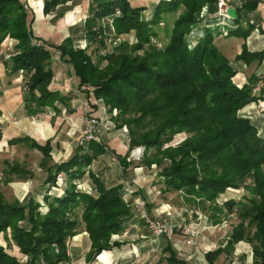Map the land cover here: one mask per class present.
<instances>
[{
	"label": "trees",
	"instance_id": "16d2710c",
	"mask_svg": "<svg viewBox=\"0 0 264 264\" xmlns=\"http://www.w3.org/2000/svg\"><path fill=\"white\" fill-rule=\"evenodd\" d=\"M65 1H46L44 12L49 13ZM218 1H159L152 17L143 20V10L132 7L127 0H91V16L85 21L87 48L96 46L97 52L103 51L105 38L111 32L116 36L133 34L136 40L130 47L124 40L93 62L87 48L74 49L69 40L58 47L38 44L31 35L27 12L20 0H0V45L6 38L17 42L16 53L6 66L10 72L23 73V97L29 117L57 102H66L58 92L49 90L53 79L49 66L53 52L57 51L61 62L72 67L78 86H84L85 92H91L95 101L103 102L109 112L119 111L115 127L126 125L129 129V150L136 146L146 149L141 166L160 165L161 161H148L150 149L155 150L152 157L161 156L170 163L157 175L163 178L159 181L164 192L180 193L186 203L200 210H212L216 218L219 196L228 189H243L246 195L241 201L223 204L230 214L236 209L238 225L226 245L207 252L205 259L213 264L222 254L229 258L235 244L242 241L252 245L251 264H264V137L258 135L250 120L239 115L244 107L261 99L264 87L258 95L253 94L259 81L255 74L241 88L234 84L236 71L214 44L215 36L221 35V27H216L214 34L213 27H209L211 19L199 17L204 7L208 14H215ZM240 1H244L243 5L236 9V19L232 21L236 28H229L226 37L244 40L253 26L240 25V12L254 10L260 0ZM181 9L166 45L156 49L151 40L158 37L159 24L165 16ZM117 11L119 15H115ZM108 17L112 18L111 31L102 24ZM140 50H144L142 57L131 54ZM263 59L264 52L252 54L242 47L236 60L250 65L260 64ZM182 133L187 135L183 142L163 149ZM32 148L43 154L40 166L49 171L47 184L53 185L58 173L66 174L62 194H45V204L29 203L25 207L18 201H6L0 193V235L16 245L27 258L25 264L66 263L68 242L80 227L90 241L87 262L117 247L111 237L121 231L122 219L131 213L122 198L121 186L107 188L92 173L89 177L96 196L79 191L74 184L98 156L105 154V148L98 142H89L88 154H75L65 163L49 167V142L42 146L33 144ZM127 164L124 159L122 166L126 168ZM8 168L18 176L26 174L17 165ZM25 221L28 229L20 225ZM8 231L10 238L6 237ZM165 252V264H186L169 245ZM0 264L21 263L0 245Z\"/></svg>",
	"mask_w": 264,
	"mask_h": 264
},
{
	"label": "crops",
	"instance_id": "0c3cea01",
	"mask_svg": "<svg viewBox=\"0 0 264 264\" xmlns=\"http://www.w3.org/2000/svg\"><path fill=\"white\" fill-rule=\"evenodd\" d=\"M46 1L48 0H20L27 12L32 37L47 48L58 47L64 41L69 40L74 49L84 50L87 47L85 21L91 16V0H66L58 4L49 13L44 12ZM101 1L109 0H96V3ZM127 1L132 7L143 10L141 12L143 20H149L159 1L167 0ZM223 1L235 9H240L244 2L240 0ZM240 17L241 26L244 28L253 26L249 36L244 40L223 35L215 36L214 44L236 71L233 82L237 87L241 88L247 83L249 77L255 74L262 81L263 88L264 59L260 64L252 62L250 65L236 59L240 55L242 47H245L247 52L252 54L264 52V3L260 0L254 10H241ZM102 24L110 31L112 30V18L103 19ZM16 43L15 40L6 38L0 45V182L3 180V184L0 183L2 186L0 193L6 201L10 200L8 202L18 201L25 207L29 206V203L41 206L45 204L44 196L49 186L46 183L49 171L41 168L43 154L40 150L32 148V145L42 146L49 142L51 162L48 167L65 163L75 154L78 156L88 154L90 151L89 142L82 145L80 143V131L84 118L82 106L87 105L86 102L90 101V97L93 98V95L91 92H84L79 100L74 98L70 88L79 85L78 78L74 76L69 64L61 61L55 63L52 57L49 67L53 73V79L49 90L58 92L66 98V102H57L54 107H47L36 116L29 117L23 97V73L21 71L10 72L6 66L10 57L16 53ZM90 50H92V46L88 47V54ZM93 100L95 101L94 98ZM93 112L95 120L96 118L102 121L105 119L100 107L94 108ZM239 115L250 120L256 127L258 135L264 137V93L260 100L244 107ZM98 123L97 121V130L100 131L97 136H100L99 138L103 141L104 139L107 140L105 143L100 142V139L98 141L105 148V154L98 156L84 170V176L76 180L74 184L77 182L86 183L92 190L91 195L96 196L95 186L89 177L92 173L107 188L121 186L122 198L130 207L131 213L122 219L121 231L111 237V242L118 244V246L103 251L90 262L86 261V256L90 251V241L83 227H80L68 242V261L63 264H138L139 262H141L139 264H155V259L159 255H162L165 264L164 259L168 257L165 249L168 245L175 251L177 258L186 264H209L205 259V254L212 252V250L202 251L200 254L197 251L193 252L194 248H192V252L187 254V249L190 247L185 244L184 238L179 233V235H173L171 240L151 236L141 214L137 213L134 208V200L141 198L145 202L148 217L157 218L161 216L172 222L170 211H173V208L168 204L170 208L168 207L169 212L166 213L161 209L164 204L159 203L161 201L159 196L164 186L158 181L159 179H156L158 173L156 175L154 171L143 166H139L141 169L144 168L142 173L139 170L132 171V163L128 161L129 144H121L115 138L116 133L113 130L102 129L103 124ZM106 124L109 123L106 122ZM17 140L21 141L14 142ZM114 159L117 163L112 165L109 160L113 161ZM124 159L128 163L126 168L122 166ZM11 165H17L20 168L19 171L26 174L20 173L18 176L10 172L8 167ZM113 166L119 167L116 178L114 177ZM244 192L243 189H228L219 196L217 203L222 202L220 203L222 205L230 200L237 202L245 195ZM20 225L25 229L29 228L27 221ZM209 238L207 237L206 241H209ZM241 244L242 250H236V252L246 254L249 262L251 259L249 255L251 253L250 246L243 242ZM199 248L204 250L208 246L199 243ZM217 259L213 264H220L221 259L218 261Z\"/></svg>",
	"mask_w": 264,
	"mask_h": 264
},
{
	"label": "rangeland",
	"instance_id": "374dc122",
	"mask_svg": "<svg viewBox=\"0 0 264 264\" xmlns=\"http://www.w3.org/2000/svg\"><path fill=\"white\" fill-rule=\"evenodd\" d=\"M204 8H202L200 10L199 17H201L202 10ZM228 8H231V7L228 6ZM182 11L183 10L181 9L180 11H177L174 15H168L167 17L165 16L166 17V18L164 17L165 20L159 24L158 30H157L158 37L153 38L151 40L152 45L154 47H156V49L161 50L164 48V46L166 45V43L168 41V35L170 34V31L172 30L173 22L175 19H177L179 16H181ZM213 15L214 14L206 15L207 20H210L213 17ZM199 17H197V18H199ZM212 24H213L212 30H214L213 32L215 34L216 33V26L218 25V22L214 21V22H212ZM197 29L199 30V28H197ZM112 30H113V28H112ZM111 33L105 38V41H104V45H105L106 49H104L103 51L97 52L96 46H92V50L89 51L90 52L89 55H91V56H89V57L91 58V60L93 62H97L98 59L103 54H106V52L107 53L111 52L116 46L121 44L124 40L128 41L129 47L136 42L133 34H131L129 36H116L113 33L112 34ZM192 40H194V39H192ZM86 48H84V49L86 50ZM130 53L131 52L129 51L126 54H130ZM131 54H133V56L142 57L144 55V50H140V51L134 52V53L132 52ZM54 62L59 63L58 61H55V60H54ZM103 64L105 65V63H103ZM90 98H91L90 101L86 102V104L88 105L89 108H88L87 112L83 111L84 116L85 117H93V114H94L93 109L94 108L97 109L98 107H100L102 112H103V115L105 116V119L102 121L101 119L96 118V120L99 122L98 124H100V125L103 124L102 129L106 130V128H108L110 130H113L116 133L115 138H117L121 144H124V143L129 144V132H128L129 129H127L126 125H123L120 128L115 127L116 123L114 120L117 118L119 111L116 109H112V111L109 112V110L106 108V106L103 104V102L94 101L92 97H90ZM103 109L105 110V112ZM106 122H108L109 124H106ZM105 124L108 126H106ZM99 137L100 136H98V141L100 139V142L101 141L103 143H105V141L107 142V140L104 139V141H103ZM186 137H187V135L184 133L177 134L176 136H174V138L171 142H169L163 146V149H167L170 147H172V148L176 147L181 142H183ZM107 147H109V146H107ZM145 151H146V149L144 146H136V147H133V149L129 150L128 161H131V163H132L131 164V167H133L132 171L139 170V171H141L140 173L143 172L142 170L145 167L142 169L139 168V166H141V164H139V163H140V161H142ZM147 153L149 155V157L147 158V159H149L148 161H151V162L161 161L160 165L157 166L154 163V164H151L149 167L150 171H154L156 173V175H157V173L159 174L162 171L163 167L168 166L170 164L168 161H165L163 158H161V156L152 157L155 154L154 149H150ZM194 157H196V156L194 155L193 158ZM109 162H111L112 165H114V163H117L115 161V159L113 161L109 160ZM112 169H113L114 177L116 178L118 176L117 170H119V167L113 166ZM0 171H1V167H0ZM156 179L158 180L159 177L156 176ZM159 180L163 181V178L161 177V179H159ZM114 181H115V179H114ZM114 181H112V183H115ZM0 183L3 184V180H1ZM0 190H2V186H0ZM244 193L246 195V192H244ZM46 195H47V193H46ZM9 199H11V197H9ZM159 199L161 200L159 203L164 204L161 206V209L162 210L164 209L166 211V213L169 212L168 211L169 205L173 208V211H170V214L172 216V224H175L176 222L177 223L183 222V223L189 225L191 228L194 229L196 234L192 238L187 237L186 235H184L181 232H175L174 233V235L180 234L184 238L185 244L188 247H190V249H187V254L192 252V248H194L193 252L197 251L200 254L202 253V251H206V250L207 251H211V250L213 251V250H216V248L218 249L219 247L223 248L226 245V242L228 241V238L230 237V234L233 231V228L236 225H238V223H239V215L235 213L236 209H234L233 213L230 214L227 212L224 205L220 204L222 202L217 203L220 208L217 210L218 212H216V215L218 214V216L216 217V218H218L217 222H216L215 221L216 218L213 217V215L215 214L214 211L209 210V209L208 210H202V209L200 210V209L193 207V205L186 203L182 199V196L180 193H176V192L168 193V192H164V189H162L160 196H159ZM8 201H10V200H8ZM239 201H241V199ZM145 211H146V207H145ZM174 221H176V222H174ZM213 221H214L215 225L213 224ZM23 226H25V225H23ZM207 232H209V233H207ZM205 233H207V234H205ZM6 237L10 238V232L9 231L7 232ZM207 237H210L209 241H206ZM241 242H238L237 244H235L234 251L231 254L229 259H227V258L225 259L226 255L222 254L219 256L220 258H218L217 261L221 259L220 264H251L252 259H253V257H252L253 256L252 245L248 244L246 242H243L244 244H248L250 246V249H251V253H249L251 259L248 262L246 254H243L241 252L240 253L236 252V250H238V251L242 250V248H241L242 244L240 245ZM199 243L200 244H206L208 246V248H205L204 250H200ZM0 245L6 249L8 254L15 257L18 262H20L21 264H25L27 258L19 252V249L16 247V245L14 243H12L11 241L8 242L6 240V238H4L3 235H0ZM177 253H178V251H177ZM192 254L194 255V253H192ZM155 262H156L155 264H164L162 255L157 256L155 259ZM139 263H141V262H139Z\"/></svg>",
	"mask_w": 264,
	"mask_h": 264
},
{
	"label": "built area",
	"instance_id": "2783aa9c",
	"mask_svg": "<svg viewBox=\"0 0 264 264\" xmlns=\"http://www.w3.org/2000/svg\"><path fill=\"white\" fill-rule=\"evenodd\" d=\"M264 3V0H261ZM217 12L213 15L211 18V22L217 21L218 25L216 27H221V35L227 36L228 29H235L236 27L231 24L232 21L230 20H224L219 18V14H225L226 9L228 8L227 4L223 0H219L217 5ZM115 15H119V12L117 11ZM208 15L207 8H204L202 10L201 18L206 17ZM213 24H210L209 27H212ZM39 44V43H38ZM53 59L55 61L60 62V53L57 51L53 52L52 55ZM263 83L262 81H258L253 88V94L258 95L260 92V89L262 88ZM87 91V89L84 86H74L70 88V92L73 95L74 98L77 100L80 99L81 94ZM88 105L82 106V109L84 112L88 111ZM104 110V109H103ZM105 112V110H104ZM97 121L92 117H85L82 120V127L80 131V140L81 144L88 143V142H98V130H97ZM67 180V176L64 172H60L55 177V182L53 185L48 186L47 195H61L62 189ZM76 188L79 191L85 192L87 194H91L92 190L91 188L84 182H77ZM146 204L141 198H136L134 200V208L137 213L141 214L142 218L144 219V223L153 237H164L167 239H171L175 232H181L184 235H186L189 238L194 237L196 234L194 229L191 228L189 225L185 223H175L172 224L169 220L166 218L157 217V218H150L148 217L146 211H145ZM164 210V209H163ZM165 211V210H164ZM166 212V211H165Z\"/></svg>",
	"mask_w": 264,
	"mask_h": 264
},
{
	"label": "water",
	"instance_id": "95a60500",
	"mask_svg": "<svg viewBox=\"0 0 264 264\" xmlns=\"http://www.w3.org/2000/svg\"><path fill=\"white\" fill-rule=\"evenodd\" d=\"M209 13H212V10H209ZM219 18L234 21L236 19V9L227 8L225 14H219Z\"/></svg>",
	"mask_w": 264,
	"mask_h": 264
}]
</instances>
